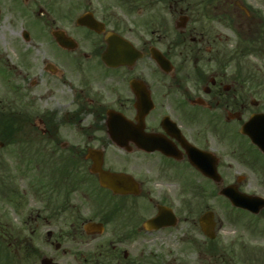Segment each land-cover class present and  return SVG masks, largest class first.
Instances as JSON below:
<instances>
[{"label": "flooded vegetation", "instance_id": "af4514ba", "mask_svg": "<svg viewBox=\"0 0 264 264\" xmlns=\"http://www.w3.org/2000/svg\"><path fill=\"white\" fill-rule=\"evenodd\" d=\"M20 3L37 6V31L14 38L16 60L0 56V155L22 158L0 164L9 200L39 233L25 235V254L5 264H43L34 244L42 229L51 257L70 264L57 254L56 232L83 206L108 240L82 264H189V247L206 246L215 248L212 264H264V151L242 131L264 113V78L243 63L245 54L264 57V0H0V22ZM56 29L77 46H61ZM110 34L140 56L106 62ZM34 40L47 43L39 54L24 46ZM90 153L109 174L132 175L135 192L103 185ZM228 186L262 197L237 207L222 193ZM208 211L213 237L200 224ZM0 226L6 235L2 213Z\"/></svg>", "mask_w": 264, "mask_h": 264}, {"label": "rangeland", "instance_id": "374dc122", "mask_svg": "<svg viewBox=\"0 0 264 264\" xmlns=\"http://www.w3.org/2000/svg\"><path fill=\"white\" fill-rule=\"evenodd\" d=\"M20 7H16V4L12 5L11 7L6 8L2 21L0 22V56L2 53H5L7 58L10 56L13 60L17 59V50H16V41L14 40L15 37H19L18 33L23 32L25 29L31 32H36L37 28L32 23V20L36 16L37 13V6L33 3L30 4H23L20 3ZM14 7L18 9L15 10ZM28 9L29 15L24 12V9ZM47 18V15H46ZM50 24H52V19H50ZM49 23L46 25V31L49 33L51 31V25ZM45 31V28H44ZM7 37L8 43L4 42V37ZM10 37L12 40H10ZM14 40V41H13ZM30 41L29 43H31ZM33 45H24L29 49H32L33 53L39 54L40 51L46 48L45 42L39 44L37 40H34ZM22 46V47H24ZM2 62V61H1ZM0 62V63H1ZM243 63L246 65L249 63L257 64L258 69L253 71L254 79H263L264 78V57L256 55V54H245L243 57ZM4 66V65H3ZM6 69V66H4ZM245 74V71L242 72ZM4 79L2 74L0 73V91L4 89ZM31 154H27L26 159L30 157ZM3 160L4 162L14 164V162L18 159L22 158L21 152H13V153H4L3 152ZM36 157H33V160ZM4 164L1 165L0 171L4 172L3 168ZM262 172V170H261ZM18 187L21 188V185L24 183L21 179H17ZM248 188H253L250 185H247ZM3 194L0 192V213L3 214L7 225H9V230L11 236L8 238L5 236L3 232L0 233V240H3L5 244L8 245L9 249H11L16 256H23L24 247L21 245V236L28 235L30 237L36 236L38 232H33L32 229L28 228L27 225V217L28 213L26 212V208L24 206H16V200L8 201L5 199H1ZM30 204H33L34 201L32 199L28 200ZM78 202V200H76ZM222 206L226 207V203H224V199H222ZM80 218L79 221H84L89 218H94L91 215L90 209L86 206H83L80 209ZM75 217H63L61 223L63 224L64 230L61 232H56V235L59 237V241L62 242V249L57 251V254L60 258H64V261H67L70 264H81L82 261L81 257L89 255L90 253H95V251H99L101 249V245L108 240V235L103 233L101 235H87L83 229V224H79L76 229L70 225L71 221L74 220ZM4 223V221L2 222ZM11 224V227H10ZM1 229V226H0ZM233 227L227 228V235H231L234 233ZM41 238L36 239L34 238V244H37L41 247L42 252L46 255H52L54 247L53 245H49L46 241L47 233L42 229L40 232ZM38 240V242L36 241ZM44 241V242H43ZM10 243V244H8ZM106 244V243H105ZM63 249L67 250V253H63ZM77 256L80 259H74L73 257ZM200 258L203 259L204 262L202 263H212L214 262V257H212L209 253H206L204 247H189V264H200ZM225 260H229V255L225 256ZM87 264V263H85Z\"/></svg>", "mask_w": 264, "mask_h": 264}, {"label": "water", "instance_id": "95a60500", "mask_svg": "<svg viewBox=\"0 0 264 264\" xmlns=\"http://www.w3.org/2000/svg\"><path fill=\"white\" fill-rule=\"evenodd\" d=\"M55 35L57 39L60 41L61 44L64 46H70L69 39L62 34L61 31H55ZM110 50L105 54V58L108 62H113V64H117L118 60L124 63H128L133 61L138 55L135 52L134 48L129 44V42H124V45L122 44V40L120 38H110ZM119 57V58H118ZM263 116L257 115L253 117V120H259L262 119ZM246 128L248 129V133L254 138V140L261 146L264 147V135L261 132V130L253 129L248 124L246 125ZM95 163L93 165V169L95 171H99L101 181L108 186H111L114 191H117V187L115 186V182L111 180V177L109 174H106V172H103L101 170V165L96 162V158H94ZM110 177V178H109ZM129 176L123 175L122 177H119L118 180L121 181L123 189L122 192H134L133 190V180L128 179ZM223 192L229 196L233 201L237 204H242L246 202L247 197L241 195V196H234L235 194H239V192H235L232 187H227L223 190ZM211 216L212 212L206 213L202 220L201 224L205 231H209L210 227L212 226L211 223ZM85 230L87 233H102L104 231V225L102 222H96V221H88L85 224ZM49 258H44L43 262L47 264L49 262Z\"/></svg>", "mask_w": 264, "mask_h": 264}]
</instances>
